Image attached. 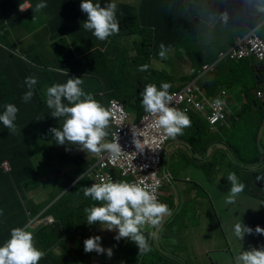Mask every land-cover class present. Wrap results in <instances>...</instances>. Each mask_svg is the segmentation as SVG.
Instances as JSON below:
<instances>
[{
  "label": "trees",
  "instance_id": "1",
  "mask_svg": "<svg viewBox=\"0 0 264 264\" xmlns=\"http://www.w3.org/2000/svg\"><path fill=\"white\" fill-rule=\"evenodd\" d=\"M22 1L24 0H3L4 13L12 15L14 9L16 10L17 5ZM30 1L33 2L32 12H36L37 3L43 2L47 5L39 13L44 12L48 17L44 27L48 32L37 45L35 53L23 56L17 50L0 46V115L5 111L6 104H14L19 109L14 121L16 125L14 133L0 123V165L4 161H8L11 165V171L8 173L0 167V247H3L11 238V229L20 227L32 231L30 221L36 219L43 222V227L33 233L34 246L45 253L39 264H65L66 254L72 251H74V258L82 260L83 264H88L89 254L84 252L82 242L90 238L89 236L92 234L90 230L93 231V225L90 226L86 223L87 218L84 209L98 205L97 202L83 195L87 186L80 183L70 190V193L81 195L78 207L74 208L73 200L68 199L65 195L47 209L41 217H39V213L42 207L29 206L26 201L28 197H24L29 194L31 184H35L39 180L40 173L34 166V159L37 157L40 161L46 162L43 154L52 147L47 146L53 143L52 137H50V126L43 120L47 114L35 106V103L45 107V95L42 92L44 87L47 84L67 80L65 75L49 71V68L58 67L63 70L66 63L74 66L80 55L87 56L86 51H88L89 57H98L97 67L95 71L90 73L89 79L85 80V76L81 73H79L78 78H82L86 87L89 85L92 87L94 94L102 100V106L107 108V105L115 98L123 101L130 113L138 115L143 110L141 106L142 96L140 95L142 89L127 85L124 78L128 79L130 72L132 75L144 74L148 76L146 85L155 84L159 88L163 82H174V78L170 79L172 75L165 70V67L172 60L177 61L169 64L179 77L176 80V85H171L169 89V93H171L194 80L202 72V66L205 63L208 65L216 63L219 53L230 44L225 42L229 33V25L257 26L264 14L260 13L257 5L260 0H144L145 3L151 2L150 6H147L148 8H143L144 11H142L143 9L140 10L137 5L121 3L115 12V16L119 25H124L122 32L118 33L119 35L113 34L105 41H99L91 31L83 28L87 14L80 10L81 0ZM92 2L95 4L97 0H92ZM108 3L109 1L103 0L100 5L104 7ZM69 4L73 7L72 9L68 7ZM244 4L251 7L258 17L250 23L248 20L234 23L232 16L240 15L237 12ZM0 5H2V0H0ZM176 11H178L179 21L185 19L190 25H202V27H196L195 30L191 28L186 31L183 30L185 29L184 26L177 22ZM141 12H143L142 21L140 20ZM4 13L0 11V22L7 18ZM40 18L41 15L38 19ZM13 20L15 25L14 23L9 25L10 28L16 27L24 21ZM139 25H157L159 34L153 37L150 28L143 29L139 34L136 31L132 32L130 27L137 29ZM204 27L211 28V31L202 32ZM214 36L217 38L216 40H214ZM160 44H164L167 49V58L163 60L158 55ZM105 45L108 46L107 51ZM178 50L179 53L177 54ZM45 51L49 53H45ZM110 55H113L115 59L106 69L104 67L105 60L102 61L100 58L105 59V56L109 57ZM186 58L190 61V67L187 72H183L180 70V65L186 63ZM143 65H148L147 70L139 71ZM255 65L260 67L258 63ZM215 66V72L209 71L217 79L213 82L212 88L214 87V90H210L201 84L197 93L199 98L204 99L209 106L216 100L224 102L223 92L220 91L223 89L235 97L241 96L240 100L245 101L243 95H237L235 85H237L239 76L230 73V71L240 68L241 63L230 62L228 66L230 71L227 73L225 63ZM73 69L79 72L78 69ZM134 76L136 77V75L130 77ZM26 77H35L37 80L31 89L33 96L28 102H24L22 99L24 93L29 91L24 83ZM254 80L256 85L262 82V79H258L255 75ZM248 86L243 84V94L252 101L255 92L251 88H245ZM129 89L133 90V95L129 94ZM120 91H122V100L114 97ZM247 113L253 114L254 110L249 108ZM237 123L243 130H250L251 123L247 124L242 121ZM110 126L113 125L110 123ZM199 134L200 130L193 126L188 134V140L197 145ZM252 134L253 141L248 152L246 151L248 164L254 163L253 161L257 162V155H260L258 131ZM248 139H251V135H248ZM243 170H249V167L246 165L235 173L238 181L244 185V189L233 204L240 203L242 199H254L259 208L258 212H264V181L260 180L259 182L250 171L248 174H243L241 172ZM228 175L224 176L227 181L225 179L220 181L222 189L231 188ZM116 177L118 182L124 181L122 178ZM85 183L88 186L93 184L89 181H85ZM258 184H260L261 192H263L260 195L256 191ZM171 211L173 210L171 209ZM236 212L233 211L234 214H237ZM254 213L255 210H252V219H254ZM48 215L54 217L53 223L47 221ZM179 218L180 216H177L175 220L173 214L168 220L163 219L159 226L164 235V246L175 252L176 247L181 245L178 244L177 238L179 237L180 241L184 242L182 235L185 228L180 230L182 228L179 225ZM239 221L249 227L248 220L241 218L237 222ZM184 222L187 225L185 219ZM143 231L149 243L151 239L149 227H145ZM229 231L226 243L212 236H210L209 241H204L201 233H199L201 238L197 241L195 250L190 248L187 254L178 255L183 259L167 262V264H183L184 261L188 264H208L207 261L217 264L222 256H239L241 252L248 251L252 247L247 248L249 243L244 244L246 235L243 240H239L234 236L233 229ZM216 241L219 243L215 244ZM107 242L114 244L118 248L117 251L122 252L124 260L129 263H139L143 260V263L147 264L153 256L151 249L147 253L139 254L138 247L127 239H121L117 242L114 238L108 237ZM183 245L187 244L184 243ZM241 246L245 249L239 250ZM178 249L182 250L183 248L178 247ZM216 253L218 256L214 258L213 255Z\"/></svg>",
  "mask_w": 264,
  "mask_h": 264
},
{
  "label": "clouds",
  "instance_id": "2",
  "mask_svg": "<svg viewBox=\"0 0 264 264\" xmlns=\"http://www.w3.org/2000/svg\"><path fill=\"white\" fill-rule=\"evenodd\" d=\"M101 1L103 0H97L94 4L92 0H81L80 10L87 14V20L83 23V28L91 31L93 36L99 41H105L113 34L119 33V26L121 25H119V22L116 20L115 12L120 7V4L125 2L105 0L109 1V3L101 7ZM113 1L116 2L113 3ZM143 3H145L144 0H132L130 3L125 4L137 5L138 7L144 6V8L151 4V2H149L142 5ZM32 6L33 2L30 0H24L22 3L18 4L14 14L10 17L11 24L13 25V23H15L13 19L18 21H36L40 16L39 11L47 7L45 3L40 2L35 6L36 12H32ZM68 7L70 9L73 8L70 4ZM1 24L9 25L6 19L0 22V26ZM262 28H264V19L247 34L239 36L221 51L217 57L216 63L211 65L205 63L202 66V72L194 80L175 89V91L171 93H169V89L171 85H176V80L179 79V77L177 73L173 71V68L169 64H166L167 68L165 70L172 75L170 79L172 80L174 78V82H163L160 84L159 88H157L155 84L145 85L140 94L142 96L141 106L143 110L138 115L130 113V111L126 109L125 104L120 101L130 113L131 121L137 123L143 115L147 114L145 118L150 120L151 127L159 133L161 138L166 139L162 146H157L154 151L149 150L150 156L146 161L149 162V172L152 174V178H140L139 176L132 175L126 161L119 158L122 155L124 140L120 137L122 132L118 131L120 127H117L111 120L113 117L109 109L110 103L107 105V108L102 106L91 93L83 91V80L82 78H78L80 75L79 73H81L85 76V80H87L92 72L87 68L79 70V72L74 70L73 68L78 69V62H75L74 66L70 64L63 66V70L58 67L49 68V71L59 72L65 75L67 80L48 84L43 92L45 95L46 108L39 103H35V106L39 107L47 114V116L43 117V120L49 124L50 137L52 134L57 144L58 151L52 158V165L55 163L58 167V175H66V171L71 170L73 167L72 171L74 175L66 176L60 181H57L56 177L52 179L49 178L46 173L42 175L41 169L44 170L49 168V164L43 162L44 165L41 166L40 162L36 160V157L34 159V166L40 173L38 182L54 181L53 186H56L62 191V194H58L59 196L53 193L42 192V195H44L43 201H37L36 203L40 204L41 202L49 200L50 202L46 208L47 210L59 199L67 195V193H70L71 188L78 186L80 183H84V185L87 186L83 195L91 198V200L97 202L98 205L84 209L87 218L86 223L90 226L93 225V231L90 230V233H92L89 236L90 238L82 242L84 245V252L89 254L88 257L90 260L88 264H144L143 260L139 263H129L124 260L122 252L119 253L117 251L118 248L114 244L107 242L108 237L114 238L117 242L121 239H127L133 242L138 247L139 254L147 253L151 249L154 255L157 250L162 249L160 243L164 235L159 226L163 222V219L168 220L172 214V207L163 202V190L166 186H171L175 181L173 173L177 170L182 172L188 165L195 173L200 171L202 159L205 158L208 152L211 154L210 152L214 151L213 148H210L211 145L215 144V149L217 150L218 148L223 149L225 146L222 141L212 142L206 145H195L191 143L190 140H188V134L193 126L198 129L202 123H206L211 131L221 132L222 130L227 131L230 125L238 124L237 122L239 121L249 124L253 117L259 119L260 121L256 120L260 124L257 129L258 141L260 143L258 146L260 155H257L256 158L258 161H253L254 163L248 164V161L245 162L242 160L243 163L241 164V168L247 165L249 170H243L241 172H243V174H248L250 171L259 182L260 180L264 181V142L261 138V136L264 135V77L262 78V82L257 84L261 86L263 91H256L254 88L253 91L255 95L252 101H250L243 92L238 93V95H243L246 103L254 109L253 114L247 113L249 108L241 111L235 110L233 108L235 103L233 94L223 89L220 91L228 93V104L225 114L215 113L210 108L206 111L190 108L184 113L170 106L172 95L188 86L194 88V94L200 99L197 93L201 88V81L205 76L211 74L209 71H216L215 65L227 62L242 63L241 61L244 60H253L254 63L259 64L263 71L264 59H259L257 56L251 55L244 59L236 60L230 55L231 49L235 48L240 39L244 40L256 37L264 41V39L257 35V31ZM159 47V57L162 60L166 59L167 49L165 45L160 44ZM107 50L108 46H106V51ZM147 68L148 65H143L139 68V71H146ZM262 74H264V72ZM24 83L27 85L29 91L24 93L22 99L24 102H28L33 96V91L31 89L37 83V80L35 77H26ZM210 90H214V87ZM223 99L226 100V97L223 96ZM113 100H115V98ZM221 104L222 101H215L217 107ZM18 111L19 109L14 104H6L5 111L0 115V123L13 133L16 131L14 121L16 120ZM213 117H218V120L212 122ZM61 122H63V124L60 127ZM110 123L113 126H110ZM133 143L135 148L142 153L143 148L141 140L134 139ZM143 143H147V141H143ZM208 148L210 149L207 152ZM225 148H228V152L225 151L226 159L229 158L228 156L234 155L232 152L233 150L227 144ZM240 154L244 153L241 152ZM182 156L186 158L185 162L176 160L177 157ZM107 157L112 161H116L117 164L103 168L102 162ZM71 161H74V164H71ZM4 162L9 164L11 171L10 163L8 161ZM3 163L0 165L1 168ZM167 166H169L171 171L168 170ZM193 175L191 176V181ZM222 175L223 173L218 174L217 182ZM116 176L122 178L124 181L118 182ZM238 177L242 180L240 175H238ZM154 178L159 181L158 185L160 192L158 198L155 194L153 185L140 182L141 180ZM224 179L225 178H222L221 180ZM84 180L93 184L88 186ZM228 180L231 182V189L225 202L227 204H233L238 195L243 191L244 185L238 181L235 173H229ZM260 184L256 186L258 190H262ZM34 190H37V188H30L29 193ZM52 196L54 197L52 198ZM173 197L178 204L181 202L178 191L174 193ZM196 198V196L192 197V199ZM209 199H211V197ZM206 201L203 203V206L206 205ZM233 205H230V207ZM237 205H240V203H236L233 207ZM78 206L79 204L76 206L73 204L74 208ZM185 210V214H187L192 211V208L185 207ZM45 211L40 212L39 217H41ZM251 212L252 210L249 211L246 217H243V219L249 221V227L243 225L241 221L237 222L238 220H234L232 222L233 226L228 227L229 230L233 229L234 236L239 240H243V237L246 235L244 244L249 243L248 246L246 245L247 248L252 246L248 251L241 252L239 256L232 255L230 257V264H264V212L255 211L254 219L251 218ZM236 213L244 214L245 211L237 210ZM187 219L191 227L192 219L189 217H187ZM216 220H220L217 213L212 215L209 212L206 217L200 216L199 224L201 226L210 224L211 227H213ZM39 221V227L36 230H33V223L31 224L32 231L20 227L11 229V238L3 247H0V264H39V261L45 255L43 251L38 250L34 246L33 233L43 227V222L41 220ZM47 221L53 223L54 217L48 215ZM235 222L237 223L235 224ZM145 227H149L151 235L149 243L143 231ZM96 228H99L101 233L95 230ZM191 232L195 233L197 231L191 227ZM212 237L219 240L218 236ZM227 240L228 235L225 241H221L226 243ZM101 243H104L106 246L112 245L114 251L112 252L111 249L102 248ZM217 243H219V241L215 242V244ZM243 249L245 248L241 246L239 250ZM104 253H106V256L103 255L98 257L99 254ZM69 255H72L71 259H69ZM112 255L114 256L113 259L108 261ZM181 259L183 258L177 256L176 258H170L167 262L180 261ZM223 261V258H221L218 260L217 264H223ZM69 262L83 264L82 260L74 258V251L69 252L65 256V264H69ZM183 264L188 263L184 261Z\"/></svg>",
  "mask_w": 264,
  "mask_h": 264
},
{
  "label": "rangeland",
  "instance_id": "3",
  "mask_svg": "<svg viewBox=\"0 0 264 264\" xmlns=\"http://www.w3.org/2000/svg\"><path fill=\"white\" fill-rule=\"evenodd\" d=\"M118 1L130 3L132 0H118ZM115 2L116 1H113V3ZM40 15H41V18L36 21L24 20L20 22L16 27H13V28H10L9 25L1 24L0 26V46L6 47L12 50H17L23 56L24 55L26 56V54L35 53L37 45L46 36L48 32V30L44 28L45 25H42L45 22V19H47L48 17L44 12H42ZM40 27H43V29L36 31ZM119 27H120L119 33H121L122 28H124V25H121ZM130 28L132 32L134 31L137 32V29H133L132 27ZM13 33L16 34L18 39L17 38L12 39V37H14ZM257 35L260 38L264 39V28L258 30ZM47 52L45 51V53ZM178 53H179V50L177 51V54ZM86 55L87 56L80 55L79 59L77 60L78 65H79L78 70H84L87 68L91 72L95 71L97 67L96 61H98L97 60L98 57L97 58L89 57L90 54L88 51H86ZM114 59L115 57L113 55H110L109 57L105 56V59L102 57L100 58V60L102 61L105 60L104 67H106V69L110 67ZM173 62H175V60H172L170 63H173ZM250 62L251 64H249V66H251V69H255L256 65L253 62V60H251ZM67 64L69 63L64 64V66H67ZM189 67H190V61L186 58V63H181L180 70L183 72H187L189 70ZM166 68L167 67H165V69ZM128 75L130 76L136 75V77L134 76L131 78L129 76L128 79L125 77L124 80L127 83V85L133 88L141 87L143 91L144 86L146 85V81L148 80V76L144 74H141V75L133 74L132 75L131 72ZM215 80L217 79L214 78L212 74H208L202 79L201 84L206 85L208 89H212L213 82ZM242 83H243V80L239 79L237 80L236 86L241 87ZM85 85L86 84L84 83L82 86L83 91H85L86 93H91L93 97L99 103L102 104V100L98 98L96 94H94V90L92 89V87L90 85L86 87ZM46 86H48V84ZM46 86L44 87V89L46 88ZM42 92H44V90H42ZM128 92L130 95L134 94L132 89H129ZM114 97L122 100L121 99L122 91L118 92ZM62 124L63 122H61L60 127L62 126ZM258 125H259L258 121H255L249 126L250 130L249 129L243 130L242 127L238 126L237 124H234V125H230L227 131L222 130L221 132L211 131L209 126L206 123H202L201 126H199L198 129L200 130V134L197 139V144L206 145L212 142L222 141L225 146L223 149L218 148L217 150L215 149L216 147L215 144H212L210 148L211 149L213 148L214 151L210 152L211 154H209L208 151L210 148L207 149L208 153L205 156V158L202 159L203 161L201 163V170L196 172L192 177V181L188 183L190 187H199L198 192L200 194V198L198 199L197 197L196 199H192V198L189 199L188 205H189V208H192V211L180 216L179 225L182 228L180 230H183L185 228V224L182 222V220L186 217H189L192 219L191 227L194 228V230H196L197 232L201 233L202 239H204V241H209L210 236H218L220 240L225 241L226 236L229 234L228 227L233 226L232 222L234 220H239L243 217H246V215H248L250 210L259 211V208L254 199H244L243 200L242 197L240 198V200L242 199V201H240V205H237L235 207H230L229 205L226 204L225 200L231 188L226 187L222 189L220 185L221 179L225 178L224 176L226 174H229L231 172L236 173V171L241 168V164L243 163L242 160L245 162L248 161L246 151L248 152V148L253 141L252 133L256 131ZM248 135H251V139H248ZM51 137H52L53 143L52 145H49V146H52V147H50V149H48L46 153L44 152L45 159L47 160L46 163L49 164V168H46L44 170L41 169V174L44 175V173H46L49 178L52 179L56 177V180L60 181V180H63L66 176L74 175V172L72 171L73 167L71 170L66 171V175H58V167L56 166L55 163L54 165H52V156L56 155L58 151L57 144L54 141L52 134H51ZM261 138H262V141L264 142V135L261 136ZM226 144L233 150L232 152L234 153V155L228 156L229 158L227 159L225 156L226 152H228V148H225ZM241 152H243L244 154H240ZM70 163L74 164V161H71ZM219 173L220 174L223 173V175L220 176L218 180V184H217L216 179ZM53 183L54 181H47V182H37L35 184H31L30 188H37L38 191L34 190L28 195L24 196L25 198L28 197V200H26L27 204L29 206L33 205L36 208L42 207L41 212L45 211L46 208L48 207V203L50 202L49 200L41 202L40 204L36 203L37 201H43L44 195H42V192L53 193L55 195L62 194L61 189L57 188L56 186H53ZM256 191H258L259 193L258 195L263 193L261 192L262 190L260 189L259 190L257 189ZM173 195L174 193L169 192V186H166L163 190V197H162L163 202L170 205V199ZM53 197L54 196H52V198ZM66 197L68 199L73 200L74 206H76L80 200L79 198L81 197V195L79 193L77 194L67 193ZM203 197H205V199L207 200L206 205L204 206H203V203L201 202ZM210 197L211 199H209ZM239 197H240V194L238 195L236 200ZM237 210H244L245 213L244 214H234L233 211H237ZM180 212L181 210L178 213ZM209 212L212 215H215V213H217L220 220L218 221L216 220L213 227H211L210 224H205L204 226H201L199 224L200 216L206 217V215ZM32 223H33V230H36L39 227L40 221L33 219L30 221V224ZM95 230L100 231L99 228H96ZM160 245L162 249L157 250L155 254L152 256L151 260L147 262V264H167V261L170 260V258H176L178 256L174 251L164 246V240H161ZM101 247L104 249H111L112 252L114 251V247L112 245L106 246L104 243H101ZM103 255L106 256V253L99 254L98 257H101ZM217 256H218L217 253L213 255L214 258H216ZM113 257L114 256L112 255L108 259V261H111ZM71 258H72V255H69V259ZM222 258L224 260L223 264H230V257L228 255L222 256ZM207 263L212 264V262H209V261H207ZM69 264H77V263L69 262Z\"/></svg>",
  "mask_w": 264,
  "mask_h": 264
},
{
  "label": "built area",
  "instance_id": "4",
  "mask_svg": "<svg viewBox=\"0 0 264 264\" xmlns=\"http://www.w3.org/2000/svg\"><path fill=\"white\" fill-rule=\"evenodd\" d=\"M230 55L233 59L241 60L247 56L255 55L259 59H264V41L258 38L240 39L234 49H231ZM224 56V55H222ZM223 96L226 100L217 107L215 103L211 106L205 100L198 99L194 94V88L188 86L183 90L172 95L171 107L177 108L182 112H186L190 108L206 111L210 108L215 113L225 114L228 104V93L223 92ZM112 112L111 120L117 126L120 127L118 131L121 133V138L124 140L122 147V155L119 157L128 164L131 174L139 176L140 178H152V174L149 172V162L147 158L150 156L149 150L154 151L157 146H162L166 139L159 136V133L155 131L150 125V120L143 115L141 119L135 123L131 121L130 113L125 109L123 103L119 100H112L109 106ZM218 120V117H213L212 122ZM134 139L141 140L143 152L140 153L134 146ZM147 141V143H143ZM116 161H112L107 157L102 162V167L106 168L109 165H116ZM4 171L9 172L10 166L7 162L2 164ZM139 170V171H138ZM140 182L147 183L154 186L155 194L159 196V181L157 179L141 180ZM52 219V218H51ZM52 221V220H51Z\"/></svg>",
  "mask_w": 264,
  "mask_h": 264
},
{
  "label": "crops",
  "instance_id": "5",
  "mask_svg": "<svg viewBox=\"0 0 264 264\" xmlns=\"http://www.w3.org/2000/svg\"><path fill=\"white\" fill-rule=\"evenodd\" d=\"M142 5H145V3H143ZM258 8L261 14H264V0H260L258 3ZM3 0H2V5H0V9L1 12L4 11L3 9ZM144 8V6L140 7V10H142ZM148 8V7H146ZM145 8V9H146ZM145 9H143L142 11H144ZM15 11V9H14ZM239 12H237L238 14L240 13V15L238 16H232V18L234 19V23H237L238 21H246L248 20V23H250L251 21H254L255 18H257V13L251 8V7H247L245 4L243 7H241L239 10ZM242 11V12H241ZM4 13V12H3ZM5 14V13H4ZM14 14V12L12 13V15ZM143 12H141L140 14V20H143V16H142ZM6 15V20L8 21L9 25H12L10 22V17L12 15ZM176 18H177V22L180 23L181 25L184 26L185 29L183 30H188L189 28L195 30L196 27H202V25H190V23L185 20V19H181L179 21V16H178V11H176L175 13ZM264 19V17H262V20ZM47 23V19H45V22L42 25H46ZM247 23V24H248ZM15 25V23H14ZM256 26V25H255ZM254 25H229V33H228V37L225 39V42L227 43H231L234 40H236L239 36H243L245 34H247L249 31H251V29L253 27H255ZM13 28V27H12ZM145 28H150L152 31V35L153 37L157 36L159 34V27L157 25H139V28H137V32L138 34L141 33L143 31V29ZM43 27L38 28L36 31L42 30ZM211 31V28L209 27H204V29L202 30V32L208 33ZM12 39L17 38L16 34L13 33ZM235 37V38H234ZM18 39V38H17ZM217 38L214 36V40H216ZM249 64H251V62L245 61L241 63V67L240 68H236L235 71H230V69L228 68L229 66V62L225 63V71L226 73L228 71H230V73L232 74H236L238 75L239 79L243 80L242 86L238 87L236 86L237 89V95L238 93L243 92V84L245 85H249L248 87L245 88H251V90L253 91V89L255 88L256 91H263V89L261 88V86L256 85L255 80H254V75L258 78V79H262L264 77V74H262V69L261 67H256L255 69H251V66H249ZM225 71H224V75H225ZM262 74V75H261ZM262 76V77H261ZM239 88V90H238ZM254 92V91H253ZM241 95V94H239ZM234 98V106L233 108L237 111H241L243 109H248L251 108L250 105H248V103H246L245 101L240 100V97H235L233 95ZM251 110V109H250ZM254 110V109H253ZM134 111V110H132ZM259 120L255 117L252 118L251 123H253L254 121ZM257 132V129H256ZM37 161L40 162V165H44L42 161H40L38 158H36ZM176 160H179L181 162H185L186 158L182 157H177ZM168 170L171 171V169L169 168V166H167ZM194 170L188 165L186 166L182 172L177 170L176 172L173 173V176L175 178V181L172 183L171 186H169V192L175 193L176 191H178L179 193V197L181 199V202L178 204L177 201H175L174 197L172 196L170 199V206L172 207L173 211L172 214L170 215V217L174 214L175 220L177 216H181L183 214H185V207H189V199L192 197H198V199L200 198V194H199V187H190L188 185L189 182H191V176L194 174ZM175 174V175H174ZM206 201L205 197L202 198L201 202L204 203ZM181 210L180 213H178ZM184 219L186 220L187 225L184 222ZM183 219V223L185 224V229H184V233L182 235L183 241L181 242L179 237L177 238V242L180 246H177L176 248V254H187L188 249L192 248L195 250V246L197 244V241L201 238L199 236L198 232L192 233L191 232V227L189 225V221L186 218ZM187 244V245H183V244ZM178 247H182V250H179Z\"/></svg>",
  "mask_w": 264,
  "mask_h": 264
}]
</instances>
